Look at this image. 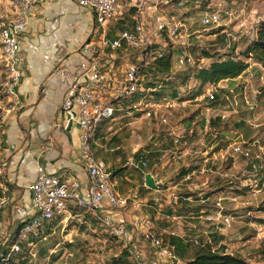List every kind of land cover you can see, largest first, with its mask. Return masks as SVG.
Instances as JSON below:
<instances>
[{
	"label": "crops",
	"instance_id": "crops-1",
	"mask_svg": "<svg viewBox=\"0 0 264 264\" xmlns=\"http://www.w3.org/2000/svg\"><path fill=\"white\" fill-rule=\"evenodd\" d=\"M117 1L122 7V13L126 12L125 0ZM153 1L150 0L148 3L149 16H152ZM246 6L242 18L244 20L252 18V21L247 22L251 23L250 28H253L257 21L264 18L251 15L252 9L248 10V4ZM0 9L11 11L9 0H0ZM130 11L132 16L129 22L132 24L135 10L131 8ZM124 26L117 17L108 24V36H115L120 30L125 29ZM242 31L246 30L242 28L240 33ZM220 39L229 42V45L223 47L226 49L235 46L238 37L228 32L223 35L213 34L210 35L209 46H217ZM87 44H93L98 51L103 52L104 48L100 46L98 34L94 30L92 14L74 0H39L31 9L26 31L20 38L19 66L22 75L17 86L20 107L8 115L0 132V183L8 185L10 196L9 205L0 208V250L9 247L11 241H14V232L20 223L36 215L28 186L35 180L38 167L46 174L64 179L76 178L81 196L90 195L91 181L83 168L79 150L80 130L76 121L77 112L61 108L67 87L59 74L60 69L70 73L77 71L78 65L84 59ZM259 85L263 86L258 87ZM216 87L219 90L215 96L221 102L220 109L214 111L215 117L220 116L229 131L223 132L224 139L228 141V135L234 136L236 142L247 146L250 142L254 149H263L264 67L251 61L241 75L224 79ZM196 121L195 119L182 121L181 126L193 125ZM181 126L170 128L171 138L178 136L177 129ZM207 128L209 129L208 126ZM100 130L101 128L98 129L92 143L93 153L95 157L105 162L111 173L114 190L128 197V205L120 210H113L104 204L102 210L92 211L77 207L69 200L66 212L59 214L62 216L60 223L65 220L74 221L93 231L98 228L95 225L102 227L98 218L100 216L123 222L131 231L129 246L139 248L152 264L161 263L156 260L151 243L143 239L142 230L134 225L136 219H149L152 230L173 243L181 241L182 244H187L189 243L187 237L203 239L207 234L218 241L220 234H223L214 233L212 226L201 218V213L210 211L213 208L211 201H215L222 193L207 196L206 190L210 186V181L199 182L192 179L188 182L189 180H185L184 177L176 178L175 174L179 170L175 171L181 166V162L190 158L197 159L193 160L195 164L201 163L199 169L195 171L202 172L206 162L209 166L214 164L213 159L219 162L216 154L221 155V149L212 151L215 144L211 146L204 144V148L198 150L196 145L200 138L193 137L192 133L190 136L186 133L184 144L179 146L169 144L166 136L158 135L149 143L148 139L143 146L144 151H151L156 160H149L147 166L142 169L128 164L133 160L134 149L122 151L121 149L128 148L120 145L117 140L108 144L105 141L108 139L107 135L102 136ZM209 133L212 136L214 131L209 130ZM236 142L228 143L226 149ZM146 173H151L155 181L161 179L163 189L148 188L145 185ZM170 173L174 176L167 182L166 177ZM189 193H194L193 198H199L195 201L196 204L205 206L199 214L193 210H184L182 203L179 202ZM227 209L231 211L233 208ZM258 226L256 228L258 232L264 229V223ZM262 243L264 244V240L257 247ZM225 246L227 244L221 242V248Z\"/></svg>",
	"mask_w": 264,
	"mask_h": 264
},
{
	"label": "built area",
	"instance_id": "built-area-1",
	"mask_svg": "<svg viewBox=\"0 0 264 264\" xmlns=\"http://www.w3.org/2000/svg\"><path fill=\"white\" fill-rule=\"evenodd\" d=\"M39 0H9L11 11L0 9V132L3 130L7 117L20 107V99L17 86L20 81L22 72L19 66L20 38L26 31L28 17L31 9ZM79 6L86 8L93 16L96 24L95 33L98 34V41L102 48L109 49V53L98 51L93 44L85 45L84 59L78 65L75 73H70L65 69H60L59 74L62 81L67 87V94L64 98L61 108L63 110H75L77 112V125L80 130V155L83 168L91 181V192L87 197H83L79 191V182L76 178L64 179L57 175L44 173L41 167L37 168L35 180L29 184L28 188L32 193V205L36 210V215L24 222L17 234V240L10 245L8 254L0 253V263L4 262L9 255L20 250L19 240H26L30 235L36 234L45 221L50 220L56 215L66 212L67 202L73 201L75 206L89 209L92 211L102 210L104 204L109 209L120 210L128 205V197L118 194L113 184L110 183L111 173L108 171L105 162L95 157L92 150V143L95 139L99 124L114 116L116 110H122L117 107L116 101L128 97L134 92L139 91V80L137 72L140 64L137 61H127L125 70L120 77H114L117 68H114L113 52L119 49H139L150 47L152 42L145 34L146 11L150 0L134 1V20L132 29L120 30L115 36H108V24L122 14V7L117 0H74ZM171 0H164V5H169ZM205 2L196 1L193 6L199 7L197 14L203 30L215 29L222 25L223 17L234 16L233 10L228 6L227 0H204ZM188 2V0H184ZM243 6L247 5V0H242ZM159 1L154 0L151 8L154 15L152 22L151 35L158 43L161 41L160 32L165 30L171 40L175 38L183 23L181 18H172L169 20L164 15H158L156 12ZM182 0L177 1L176 5L181 6ZM243 10V9H241ZM238 13V12H237ZM225 24V23H224ZM240 26L243 24L240 22ZM158 51L149 50L146 56L150 58L156 55ZM206 59L201 58L199 63H204ZM178 63H193L192 55H179ZM44 88H42L43 91ZM209 99L213 98L212 89L207 90ZM174 101L164 102L166 108L172 107ZM157 104V107H160ZM152 107V106H151ZM145 102L139 100L132 105L135 111L143 110V114L151 116V108ZM199 114L209 113L205 118L209 122L214 113V109L209 106H200ZM160 121L167 123V117L161 115ZM173 143L178 145L180 139L178 136L173 138ZM264 149V148H263ZM262 152L264 158V150ZM224 159L227 156L242 155L244 158H251L252 153L249 147L243 143L236 142L228 147ZM223 157V156H222ZM128 164L137 168H145L146 161L140 160L135 162L130 160ZM213 169L206 162L203 166L202 173H212ZM194 174L186 175L185 180L191 179ZM223 176H227L226 173ZM156 187L163 189L161 179L155 181ZM8 185L0 183V208H5L10 203L8 195ZM230 201L236 202L237 196L232 195L225 197ZM223 195L218 196L214 202L213 208L201 213L203 221L207 222L213 228V232L222 233L237 218L250 215V212L242 214L241 212L230 213L226 211L221 201ZM101 225L106 232L115 238L116 242L126 246L128 258L133 264H152L148 257L140 252L137 247H130L131 239L130 228L123 222H116L107 216L98 217ZM261 218L264 223V211ZM134 225L142 230L144 240L151 243L156 260L161 264H179L174 247L165 243L151 228L149 219H136ZM195 244L199 243L197 237L192 239ZM204 242L211 244L213 250H219L221 244L213 245L212 238L209 234L205 236ZM224 253H233L227 246L222 250ZM61 264H70L64 260Z\"/></svg>",
	"mask_w": 264,
	"mask_h": 264
},
{
	"label": "rangeland",
	"instance_id": "rangeland-1",
	"mask_svg": "<svg viewBox=\"0 0 264 264\" xmlns=\"http://www.w3.org/2000/svg\"><path fill=\"white\" fill-rule=\"evenodd\" d=\"M158 1L159 11L156 12V14L164 15L169 20L172 18H181L183 23L178 35L172 39L175 48V53L173 56V72L180 71L185 68V64L178 63L177 61L179 55H188L192 53L191 51H198V48L200 47H208L210 35L213 34L223 35V33L228 32L232 36H237L238 40H236L234 46V48H236L234 52L236 51L237 53H240L244 51L246 47V41L251 36V23L249 22L252 21V18L248 20H244L242 18V13L247 8V6H243L242 0H227L228 6L233 10V12L236 10V12H234L236 17H223L222 25L220 27L208 30L202 29L199 15L197 14L199 7L197 6L193 8V6L196 4L195 0H188V2H184V0H182L183 4L181 6L176 5L177 1L179 0H171L169 5H164V0ZM198 1L202 3L205 2L204 0ZM124 2L127 3L126 12L122 13V15H119L120 17L118 16V19L119 22L125 25V29H132L135 20H133L132 24H130L129 18L132 16L130 9L134 8L132 5L134 4V0H125ZM247 4L248 10L252 9L251 15L255 14L259 15L260 18H264V0H247ZM148 12L149 11H146L145 34L146 37L151 40L153 44H155L156 39L151 35L152 22L155 14L149 16L147 14ZM240 22H243L242 26L239 25ZM232 27H234V29H231ZM242 28H244L246 31H242V33H240ZM233 41L234 40H232L231 44H233ZM217 42V47L220 49V51H223V47H226L227 41L220 39ZM142 49L143 47L140 46L138 51ZM103 52L109 53V51L105 49H103ZM113 54L115 55L114 68H117V70L114 71V77H120L125 70L127 61H129L130 50H122L121 52L115 51ZM194 84L195 83L192 81V79H190L185 85L181 87L182 91H180L183 95H187L190 91V88H193ZM262 86L263 85H259L258 87ZM140 88L141 87L139 86V90H141ZM205 88V94H207V90H211V87L206 86ZM195 90L196 88L194 87L192 89V93H195ZM155 92H157V89ZM151 93L152 92L149 91L147 94H145L144 98L140 99L145 102L148 107L152 106L151 108H147L151 110V116L144 115L143 110L127 111L126 108H124L123 110L117 111V113L111 118H108L99 124L97 131L99 128H101L100 132L102 133V136L107 135L108 139L105 141L108 144H110L113 140H117L120 145L127 146L128 148L121 149L122 151L128 152L134 149V152H136L145 146L148 139L149 143V141H152V139L158 137V135L164 137L166 136L168 138L169 132L171 131L170 128L181 126L182 121L185 122L188 120L187 118H189V115L192 116L191 114L200 106H207L206 104L209 102L208 100L202 101V95L190 97L188 99H184L183 101L176 100L174 101L175 103L172 107L166 108L163 105L164 102H155L151 97ZM136 98L139 99L135 96V98H130L126 103H129L130 100L134 101ZM157 104H160L161 106L157 107ZM138 112H142V115L137 116L136 113ZM161 115L167 117V123H162L160 121ZM209 116V113L203 115L199 114L197 117L194 116L192 119L197 120L195 124H190L186 127L181 126V128L177 129L178 137L180 139L178 146L180 144H184L186 140L184 135L187 133L190 136V130H193V128L195 129V133L191 135L193 137H197V139L200 138V141L196 145L198 150L204 148V144L208 146L213 145L215 140V132L212 136H210L209 129L207 128L208 121L205 120V118H208ZM213 116H215V113H213L212 118ZM262 117H264V113H262ZM201 120L205 121L204 124H201ZM205 131L206 133H204ZM195 134L199 135L197 136ZM227 140V143L236 142L235 137L230 135H228ZM99 143L101 142L99 141ZM98 147L101 148L100 145H98ZM248 147L252 153V159L244 158L242 155H235L233 156V164L227 171V174H229L228 178L239 183V186L236 188L243 189L246 191V193L242 194L239 191H225L219 196L223 195L224 197V199L221 201V204L224 206L226 211L230 213L241 212L242 214L250 212V215L235 219L229 227L222 231L223 235L220 234L218 243L221 244V242H223L231 248L230 250L232 252L242 254V256L248 259L256 260L259 255L257 251L260 248V245L258 247L257 245L262 240H264V237H262V234H264V229H262L260 232H258L256 229L259 227L258 224H263L262 222L256 223V220L261 219L262 211L259 210L258 207L264 199V190L258 189L256 180L259 181L261 175H264V158L261 155L262 152L258 149H254L250 142H248ZM224 150H226V147ZM226 152L227 151L222 152L221 155L216 154L217 158L219 160H223ZM193 158L195 157L193 156ZM193 160L189 158V160L181 162V166H178L175 172L178 170L180 171L181 168L193 163ZM216 161L217 159H213L212 162L216 163ZM210 166L214 169L213 163ZM216 167L217 166H215V168ZM209 174L210 173L194 171V175L192 176L191 180L189 179L188 182L192 181V179L199 182L204 180L209 181ZM162 175L164 177L166 176V174ZM173 176L174 175L170 173L168 177H166L167 182H169ZM110 183H112L111 179ZM232 195L237 196L236 202L225 198ZM214 202L215 201L212 200L211 204L214 205ZM227 207L233 209L230 211L227 209ZM57 216L59 215H56V217ZM56 217H54V219H56ZM60 227L61 230L59 232L56 231L54 237L56 238V236H58L59 238V240L57 239V245L54 244V246H52L51 243L53 240L50 243V239L48 237L46 240L43 239L39 241V243L37 242L36 244L30 246L29 254L33 256L32 262L34 264H61L64 260H67L70 264H109L112 261V257L118 253V250H116V247L113 246V243H111V245L109 244L110 242L107 240V233L104 226L100 227L99 225H95V227L98 228H93L94 230L90 231L89 228L77 224L74 221L65 220L60 224ZM187 238L190 239L192 237ZM45 247L48 248V251L43 250ZM240 250H242V253ZM50 254H53L55 257H50Z\"/></svg>",
	"mask_w": 264,
	"mask_h": 264
},
{
	"label": "trees",
	"instance_id": "trees-1",
	"mask_svg": "<svg viewBox=\"0 0 264 264\" xmlns=\"http://www.w3.org/2000/svg\"><path fill=\"white\" fill-rule=\"evenodd\" d=\"M135 10V8H134ZM96 29V24L94 23V30ZM160 42H156L155 44H151L150 47H146L140 51L139 49H119L116 52H121L122 50H130V61H137L140 66L137 72L139 86L141 87L139 91L134 92L128 97L122 99L121 101H116L117 107H121L122 110L126 108L128 111H133L132 105L138 102L140 99L145 97L149 91H151L152 99L155 102H169V101H183L184 99H188L190 97L202 96V101L208 100L207 106L214 110H218L220 100L215 96L219 90L217 88V84L224 79H232L239 75H241L249 66L250 61L260 63L264 66V19L257 21L253 28H251V36L246 41V47L243 52L237 53L234 52L235 48L230 47L223 50L217 46H208L206 48L200 47L198 51H191V55L193 56V63H185V68L180 71L173 72V56L175 53L174 44L167 35L166 31L163 30L160 32ZM225 40V39H223ZM224 43V42H223ZM226 45H229L228 42ZM158 51L156 55L153 57L146 56V53L149 50ZM108 51H110L108 49ZM196 52V53H195ZM204 58L207 62L200 64L199 60ZM192 79L195 83L193 88L195 87V93H192V89L187 95L182 94L181 87L187 83L188 80ZM212 87L213 98L209 99L205 94V87ZM208 88V87H207ZM157 89V92H155ZM181 90V91H180ZM136 98L134 101L130 100L129 103H126L130 98ZM128 104V108L126 105ZM118 110L114 113H117ZM137 116H141L142 112L136 113ZM192 116H188L189 119L197 117L199 115V109L194 111ZM215 117V116H214ZM210 118L207 123L209 130L215 132V140H214V148L212 151H219L220 149H224L227 146V142L224 139L223 132H229L225 125L222 123L221 117ZM204 120H201V124H204ZM192 134L195 133V129L192 130ZM97 134V132H96ZM168 143H173V138L169 135ZM134 161H146L148 164L149 160H156L155 156L151 155V151H144V147L137 150L133 154ZM233 164V157L227 156L223 160H219L214 163L213 172L210 173V186L206 190L207 196H213L216 194L223 193L225 191H239L242 194H245L246 191L240 188H236L239 186L238 182H234L232 179L228 178L227 171L231 168ZM201 163L195 164L191 163L188 166L181 168L179 172L176 173V178L181 179L188 174H191L195 170L199 169ZM215 166H217L215 168ZM226 173L227 176H223ZM264 174V171H263ZM194 175V174H193ZM192 175V176H193ZM191 176V178H192ZM257 181L258 189L264 190V175H261L259 181ZM146 190H150L146 188ZM194 193H189L186 198H182L179 200L182 203V208L184 210H193L199 214V211L203 209V205L196 204L195 201H198L199 198H193ZM195 203V204H194ZM262 212L264 211V199L258 207ZM208 212V211H206ZM56 217V216H54ZM51 218L44 222L42 227L38 229L36 234L30 235L26 240H19L20 250L12 253L9 257L0 264H34L32 262L33 256L30 255V246L36 244L41 240H46L48 237L50 239V243L52 246L57 245L59 240L58 236L55 237L56 231L59 232L61 230L60 221L62 220V216L59 215L56 219ZM263 223V219L256 220V223ZM23 223L18 225V228L14 232V240H17V234L19 229L22 227ZM103 226V225H102ZM107 233V232H106ZM215 233V232H214ZM165 243L171 244L174 247V251L179 258V264H264V244L260 245L257 253H259L258 258L256 260L248 259L242 255L234 254V253H224L220 248L219 250H213L211 244H206L204 239H200L198 244L192 242V237L189 239V243L182 244L179 242H171L167 241L163 238L161 234H157ZM213 241V245L218 243L215 240V237L210 235ZM107 240L113 243V246L116 247L118 253L112 257V261L109 264H133L128 258V250L126 246H122L121 243L116 242L115 238L110 236L107 233ZM167 241V242H166ZM13 241H11V244ZM167 243V244H168ZM10 244V245H11ZM50 246V247H52ZM112 247V246H111ZM10 250L9 247L3 248L0 253L8 254ZM44 251H48V248H43ZM50 257L54 258L53 254H50ZM52 264V263H51Z\"/></svg>",
	"mask_w": 264,
	"mask_h": 264
},
{
	"label": "water",
	"instance_id": "water-1",
	"mask_svg": "<svg viewBox=\"0 0 264 264\" xmlns=\"http://www.w3.org/2000/svg\"><path fill=\"white\" fill-rule=\"evenodd\" d=\"M145 185L148 188L156 189L155 180H154V177L152 176L151 173H146L145 174Z\"/></svg>",
	"mask_w": 264,
	"mask_h": 264
}]
</instances>
